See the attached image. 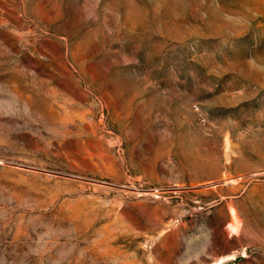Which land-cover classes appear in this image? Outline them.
Returning <instances> with one entry per match:
<instances>
[{"label": "rangeland", "instance_id": "obj_1", "mask_svg": "<svg viewBox=\"0 0 264 264\" xmlns=\"http://www.w3.org/2000/svg\"><path fill=\"white\" fill-rule=\"evenodd\" d=\"M0 264H264V0H0Z\"/></svg>", "mask_w": 264, "mask_h": 264}]
</instances>
